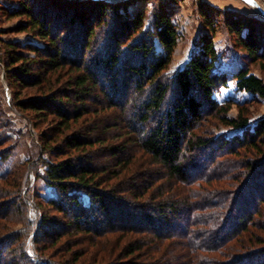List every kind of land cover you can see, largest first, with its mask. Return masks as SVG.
Returning <instances> with one entry per match:
<instances>
[{
    "label": "trees",
    "instance_id": "obj_1",
    "mask_svg": "<svg viewBox=\"0 0 264 264\" xmlns=\"http://www.w3.org/2000/svg\"><path fill=\"white\" fill-rule=\"evenodd\" d=\"M135 1L0 5L2 17L20 20L13 33L38 41L0 40V63L12 105L49 126L39 134L47 158L37 177L55 194L40 206L48 212L30 257L13 229L28 201L10 190L0 106V264H264V115L249 129L245 105L217 100L229 79L214 43L221 16L264 74V22L200 4L207 29L171 72L177 25L165 12L130 14ZM232 79L264 100L263 77L241 66ZM209 120L234 134L208 136Z\"/></svg>",
    "mask_w": 264,
    "mask_h": 264
},
{
    "label": "rangeland",
    "instance_id": "obj_2",
    "mask_svg": "<svg viewBox=\"0 0 264 264\" xmlns=\"http://www.w3.org/2000/svg\"><path fill=\"white\" fill-rule=\"evenodd\" d=\"M122 0H106V2H118ZM259 4L264 11V0H253ZM19 0H0V5L8 8H16ZM207 5L221 12L229 11L235 14L248 16L264 22L263 15L253 6L242 0H137L128 7V12L134 14L143 10L149 16H154L160 12H165L172 18L181 34L179 44L174 52L170 71L173 72L180 68L189 59L195 48V42L200 34L206 31L203 19L199 13V6ZM20 22L19 19L8 21L0 13V40L3 42L15 41L22 44H38L36 38L29 33H13V29ZM216 31L214 43L219 53L218 67L228 75V87L221 89L215 94L217 100L223 102L233 99L242 103L248 110L249 129H252L258 119L264 115V100L245 92H238L235 83L231 80V75L238 64L249 68L251 73L257 77L264 74L259 70L258 65L246 57L245 53L233 45V40L229 37L221 16L216 18ZM4 46L0 42V56L4 53ZM1 62V60H0ZM3 66L0 63V106L5 112L2 121L7 128L4 129L5 136L9 139L10 157L4 163L7 171H12V177L17 183L16 188L10 189L12 192H20L28 201L26 214L23 215V222L13 226L14 231L22 230L25 234L23 242L25 250L30 257H35L39 252L36 251L34 234L37 231L40 221V213L48 212L44 207L40 211L42 202L52 198L55 194L50 185L45 183L37 174H44L46 154H41L39 145V134L48 129V124L39 122L33 113H24L12 105V91L9 88L4 76ZM28 92V93H27ZM24 92L25 95L34 94L33 91ZM237 113L235 106L229 111L228 115L234 117ZM37 122L38 127H35ZM35 123V124H34ZM153 123V121H152ZM151 125H155L154 123ZM210 137L224 136L229 137L234 132L228 127L222 126L218 121L209 120L204 127ZM201 134L200 131H198ZM43 160V161H42ZM19 184V186H18ZM84 201L87 202L86 197ZM50 216H56L49 212ZM55 249L48 250L49 253ZM47 254V253H46ZM57 258V257H54Z\"/></svg>",
    "mask_w": 264,
    "mask_h": 264
},
{
    "label": "water",
    "instance_id": "obj_3",
    "mask_svg": "<svg viewBox=\"0 0 264 264\" xmlns=\"http://www.w3.org/2000/svg\"><path fill=\"white\" fill-rule=\"evenodd\" d=\"M242 1H244V2H246V0H242ZM247 3V2H246ZM249 4V3H248ZM250 5H253L262 15H263V17H264V11L262 10V8L259 6V4L258 3H256L255 1H253V3L252 4H250Z\"/></svg>",
    "mask_w": 264,
    "mask_h": 264
},
{
    "label": "crops",
    "instance_id": "obj_4",
    "mask_svg": "<svg viewBox=\"0 0 264 264\" xmlns=\"http://www.w3.org/2000/svg\"><path fill=\"white\" fill-rule=\"evenodd\" d=\"M182 66H183V65H182ZM239 67H240V65L238 64V66L236 67L235 71H236ZM235 71H234V72H235ZM234 72H233V73H234ZM227 76H228V75H227ZM231 77H232V75H231ZM231 80H233V79L231 78ZM229 81H230V79H229ZM233 81H234V80H233Z\"/></svg>",
    "mask_w": 264,
    "mask_h": 264
},
{
    "label": "snow or ice",
    "instance_id": "obj_5",
    "mask_svg": "<svg viewBox=\"0 0 264 264\" xmlns=\"http://www.w3.org/2000/svg\"><path fill=\"white\" fill-rule=\"evenodd\" d=\"M247 3L252 4L253 0H246Z\"/></svg>",
    "mask_w": 264,
    "mask_h": 264
}]
</instances>
